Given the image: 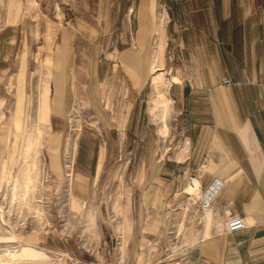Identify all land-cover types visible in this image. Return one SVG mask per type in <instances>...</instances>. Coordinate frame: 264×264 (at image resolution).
Segmentation results:
<instances>
[{"label": "crops", "instance_id": "0c3cea01", "mask_svg": "<svg viewBox=\"0 0 264 264\" xmlns=\"http://www.w3.org/2000/svg\"><path fill=\"white\" fill-rule=\"evenodd\" d=\"M159 2L165 99L150 75ZM99 39L115 43L103 57ZM33 102L58 173L69 106L84 108L78 220L10 264H264V0H0V107L17 120ZM232 216L246 226L229 232Z\"/></svg>", "mask_w": 264, "mask_h": 264}, {"label": "rangeland", "instance_id": "374dc122", "mask_svg": "<svg viewBox=\"0 0 264 264\" xmlns=\"http://www.w3.org/2000/svg\"><path fill=\"white\" fill-rule=\"evenodd\" d=\"M164 10L167 9L159 2L155 31L150 41L153 48L154 68L150 74L151 81H155L153 84H156L157 79L166 80V77H171L168 68L159 67L163 63L164 46L170 40L167 33L168 18L165 21L162 13ZM96 44L101 57L104 51L115 45L114 41L106 39H99ZM107 61L108 57L101 63ZM167 90L163 99L166 98ZM12 110L13 105L9 103L0 107V264H10L16 252L48 225L63 226L78 220L73 215L76 206L71 199L74 185L71 176L73 156L70 150L80 127L87 125L80 119L84 112L83 106L72 103L66 119L64 142L67 149L63 153L62 172L58 173L49 168L45 158L44 151L50 139L51 127L41 119L43 112L40 105L36 102L29 104L17 120L9 118ZM2 112H5L6 117H2ZM157 115L160 118V114ZM103 186L107 187V184ZM25 249L21 250L20 255H24Z\"/></svg>", "mask_w": 264, "mask_h": 264}, {"label": "built area", "instance_id": "2783aa9c", "mask_svg": "<svg viewBox=\"0 0 264 264\" xmlns=\"http://www.w3.org/2000/svg\"><path fill=\"white\" fill-rule=\"evenodd\" d=\"M224 83H230V80L226 79V80H224ZM170 85H171V83H170ZM188 182H189V186L193 187L194 185L198 184V179L196 178V176L192 175L189 177ZM220 185H221L220 181L214 182L213 186L210 188L211 195L214 194L215 192H217ZM209 199L210 198L207 197V199L204 200L203 206H206L209 204ZM245 222L246 221H244L243 218H241V217L232 216L227 221V230L232 233L234 231L243 229L246 226Z\"/></svg>", "mask_w": 264, "mask_h": 264}, {"label": "bare ground", "instance_id": "6f19581e", "mask_svg": "<svg viewBox=\"0 0 264 264\" xmlns=\"http://www.w3.org/2000/svg\"><path fill=\"white\" fill-rule=\"evenodd\" d=\"M171 83V78L170 77H166V80H162V79H157L156 81V89H157V92H158V96H162L164 95V92L169 89V85Z\"/></svg>", "mask_w": 264, "mask_h": 264}]
</instances>
